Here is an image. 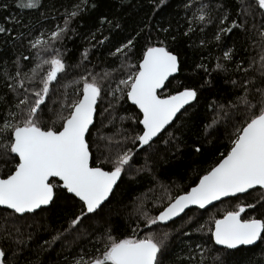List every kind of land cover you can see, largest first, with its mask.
Returning a JSON list of instances; mask_svg holds the SVG:
<instances>
[{
  "label": "snow or ice",
  "instance_id": "1",
  "mask_svg": "<svg viewBox=\"0 0 264 264\" xmlns=\"http://www.w3.org/2000/svg\"><path fill=\"white\" fill-rule=\"evenodd\" d=\"M234 2L238 7L233 12L229 0H183V28L179 22L175 28L171 22L168 27L158 20L153 23L169 0H145L143 16L128 30L116 16L98 12L89 17L88 43L74 65L66 59L69 50L64 41L72 38L69 33L77 34L74 21L98 9V0H73L62 12L57 10L62 23L27 35L16 27L20 20L15 15H5L0 23L2 43L10 45L13 53L19 43L29 53L19 51L14 59L0 55V160L12 162L7 173L0 175V207L11 210L5 221L20 220L42 206L65 201L78 210L66 214L64 224L38 245L47 251L60 244L63 264H166L173 231L187 235L183 226L169 229L167 225H175V219L191 206H196V213L206 212L213 202L230 199L237 202L222 214L209 213L203 224L199 223L202 215L187 216L184 226L196 225L191 230L210 235L202 236L204 243L194 248L186 245L187 252L169 264H208L209 252H215L212 264H229L241 246L264 244V0ZM15 6L39 10L44 5L43 0H15ZM9 7L0 0V10ZM105 25L110 35H103ZM209 26L214 28L210 39L205 35ZM115 30L122 34L118 40H113ZM238 33L243 34L242 40ZM229 36L231 46L224 43ZM236 40L250 42L257 55L237 58ZM183 45L199 49L214 45L221 54L212 56L209 51L208 57L189 65L194 76L203 74L200 83L168 92L170 77L186 63ZM101 47L107 49L111 66L96 72L95 64L86 65L92 63V51ZM213 73L228 75L230 98L213 95L205 103L212 116L205 117L202 135L206 140L223 125L228 143L190 188L172 195L171 187L157 180L154 169L166 162L168 152L179 153L185 147V135L191 131L185 120L191 119L190 110L207 100ZM105 99L108 107L102 108ZM122 101L138 109L136 115L119 117L133 127L112 134L98 130L92 139L97 116L101 128L106 119L115 126ZM191 147L197 154L202 152L200 139L193 140ZM139 153H143L142 162H137ZM140 173L152 177L148 192L158 189L160 195L133 198L130 231L117 235L111 207L116 190L125 176L134 179ZM250 190L258 191L260 198L255 203L240 201L238 194ZM258 208V215H247L246 210ZM32 240L33 234H25L19 224L0 227V264H18L15 259L9 261V253L17 258ZM85 240L90 247L81 243ZM209 242L222 247L209 248ZM232 264L241 261L235 259ZM243 264H264V260L248 259Z\"/></svg>",
  "mask_w": 264,
  "mask_h": 264
},
{
  "label": "trees",
  "instance_id": "2",
  "mask_svg": "<svg viewBox=\"0 0 264 264\" xmlns=\"http://www.w3.org/2000/svg\"><path fill=\"white\" fill-rule=\"evenodd\" d=\"M10 5L7 10H0V23L3 22V17L5 15L13 14L20 20V24L16 27L19 31L25 32L27 35L28 31L35 32L38 29H46L51 27L56 23H62L61 17L57 14V10H63V6H69L73 0H43V7H40L39 10L31 9H19L15 6V0H6ZM216 0H213L215 3ZM99 7L91 13H84L80 19H77L72 23V27L76 29V35L69 33L71 39H66L64 41V47L69 51L67 52L66 59L70 65H74L79 60L80 51L87 46L88 41L86 40L87 32L91 28V23L89 21L90 16H95L98 12L107 11L111 15L116 16L121 25L125 30H128L133 26L134 21L139 20L144 13V9L141 7L145 3V0H98ZM230 6H232L233 12L238 5L235 4L234 0H229ZM191 15V13H188ZM185 15L183 9V0H169L168 7L164 11L159 12L153 23L157 20L160 22L161 26L168 27L169 22L173 28L176 27L177 22H179L181 28H183L185 21L183 19ZM56 16V19L52 17ZM11 26V25H9ZM105 31L103 35H110L107 31L108 26L105 25ZM214 28L209 26L206 30L205 35L210 39L213 34ZM121 33L119 30H115V35L113 40H118L121 38ZM199 33L194 35V39L197 40ZM240 40L243 39V34L238 33ZM156 37V32L153 31V38ZM100 37L98 36L97 39ZM162 38V37H161ZM4 37L0 36V55L5 59L15 58V54H18L19 51H23L24 55H29L28 51L19 47L17 43V52L13 53L10 45H4L2 43ZM240 40H236V47L238 50V57H243L247 60L249 56H256L257 50L253 48L250 42L241 44ZM143 41V37H141ZM94 43V42H93ZM224 43L228 46H231L233 43V38L229 36L224 40ZM248 48L247 52L243 51L244 48ZM7 48V51L4 49ZM139 47L136 50L137 57L139 56ZM209 51L212 56H219L220 51L214 46L210 45L209 49H199V48H189L186 45H183V59L186 61L184 67L181 71L173 78L167 82V91L172 92L177 90L181 86H190L192 84H198L201 81L202 75L194 76L191 73V68L189 65L192 62H200V57H208ZM91 64L86 65V67H91L93 64L96 65L95 71L99 72L101 68H106L110 65V58L107 55L106 48H97L92 51L91 54ZM135 62V57L133 58ZM209 64H214V60L206 61ZM31 67V64L28 65ZM71 71V70H70ZM76 75V73H72ZM72 76H68L67 79H71ZM234 78V77H233ZM64 78H62L63 81ZM229 77L225 73H213V87L209 90V93H205L207 100H203L201 104L193 111L190 110L189 115L190 120H185V124L191 127V131L187 132L185 135L186 145L183 150L179 153L168 152L166 155V162H162L156 169H154V174L158 181L164 183L165 186H170L172 195L178 194L179 191L186 190L190 188L192 184L197 180L198 175H202L204 170L209 168L211 164L216 162L220 153L225 151V145L228 143L226 134L224 132L223 125H221L218 132H214L206 140L202 135V123L205 121V117L209 120L211 119L212 113L205 109V103L210 101L213 98V95L219 97H229V92L231 90V85L228 83ZM102 108H107L108 103L107 99L102 103ZM138 109L131 104L130 101L121 102L117 105V110L115 115L117 119L115 121V126L109 124L108 120L104 121L105 127L101 128L100 117L97 116L95 127L92 128V139H96L97 132L100 130L101 134H112L117 131L119 128H131L133 127L131 121L124 120L121 122L119 120L120 116H127L129 114L136 115ZM195 139H200L202 143V152L200 154L195 153L192 150V142ZM103 147V142L97 141ZM131 147V145H128ZM163 152V147L161 148ZM95 153V148H94ZM137 162H142L143 153H139L137 156ZM11 161H8L7 164L3 160H0V175L7 173L11 167ZM152 177L147 173H140L136 175L134 179H129L128 176H125L120 182L119 187L116 190V197L112 201V225L115 229V234L122 235L127 234L130 231L131 221L129 218V213L132 209L133 198L141 197L146 194L149 196L160 195V191L157 189L155 192H148L149 189L153 187ZM172 186H178L172 187ZM260 198V193L258 191H250L249 194L239 195V200L247 203H255L256 200ZM237 201L225 199L222 200L210 207L204 212L201 210L200 213L195 212V208L189 209L185 214L180 218L175 220V225L169 223L167 228L173 229L174 227L183 226V231L187 235L178 236L175 231H173L172 240L170 244L171 252L170 255L165 258L166 264H169L171 259L182 257L186 252V245H191L193 248L197 243H204L201 239L202 236L210 235V233H201L193 231L196 225H192L191 229L187 226H184V221L187 216H192L196 214L198 216L202 215V218L199 220V223L203 224L207 220L209 213L211 214H222L223 211L229 207L230 204H234ZM127 207H124V206ZM151 205H149L150 207ZM78 208L70 203L65 201H58L56 205L51 207L42 208L35 212V214H28L26 217L20 220H14L9 218L5 221V216L11 210H5L0 207V227H9L11 228L14 224H19L21 230L27 233L33 234V240L29 242L27 249L19 255L17 258H14L11 253H9V261L12 262L14 259L18 261V264H27L31 261L32 264H63V257L61 255V245L57 244L52 249L44 251L39 248L38 245L45 239L49 238V234L53 229L59 228L66 219V214L76 212ZM118 210V211H117ZM260 209L258 208L256 212L252 210H246L247 215H258ZM244 215V214H242ZM134 219V217H133ZM87 223V222H86ZM71 239V237H69ZM6 246H7V242ZM86 248L90 247L87 244V241L81 242ZM209 248L219 249L217 245L209 242ZM264 248V244L258 243L255 247L253 246H242L240 251L233 252L232 256L229 258V264L235 259H239L241 264L245 260L252 259L253 261L264 260V255L261 254V249ZM67 252H64V255H67ZM215 255V252H209L206 255L208 264H212V257ZM38 258V260H37Z\"/></svg>",
  "mask_w": 264,
  "mask_h": 264
},
{
  "label": "water",
  "instance_id": "3",
  "mask_svg": "<svg viewBox=\"0 0 264 264\" xmlns=\"http://www.w3.org/2000/svg\"><path fill=\"white\" fill-rule=\"evenodd\" d=\"M177 74H178V73H177ZM177 74H174L172 77H170V79L173 78V77H175ZM170 79H169V80H170ZM250 191H251V190H250ZM238 195H243V194H238ZM224 200H225V199H224ZM218 202H220V201L213 202L212 205H214V204H216V203H218ZM212 205H211V206H212ZM47 207H48V206H42V208H47ZM209 207H210V206H209ZM2 208H3V207H2ZM42 208H41V209H42ZM192 208H196V206H191L190 209H192ZM188 210H189V209H186V210H185V213H186ZM36 211H38V210H36ZM182 215H183V214H181V216H182ZM176 219H178V218H176ZM176 219H175V220H176ZM218 247H222V246H218ZM241 247H242V246H241ZM245 247H246V246H245ZM247 247H248V246H247Z\"/></svg>",
  "mask_w": 264,
  "mask_h": 264
}]
</instances>
